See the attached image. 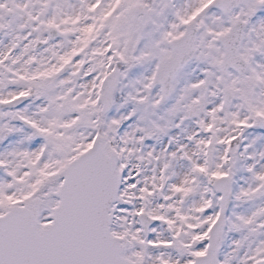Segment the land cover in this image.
Segmentation results:
<instances>
[{
	"label": "snow or ice",
	"instance_id": "6c2138e0",
	"mask_svg": "<svg viewBox=\"0 0 264 264\" xmlns=\"http://www.w3.org/2000/svg\"><path fill=\"white\" fill-rule=\"evenodd\" d=\"M0 264H264V0H0Z\"/></svg>",
	"mask_w": 264,
	"mask_h": 264
}]
</instances>
